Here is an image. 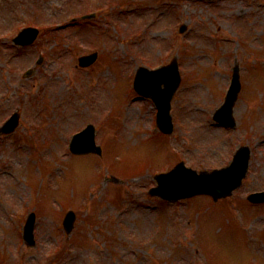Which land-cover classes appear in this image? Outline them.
<instances>
[{
    "label": "rangeland",
    "instance_id": "rangeland-1",
    "mask_svg": "<svg viewBox=\"0 0 264 264\" xmlns=\"http://www.w3.org/2000/svg\"><path fill=\"white\" fill-rule=\"evenodd\" d=\"M90 11L92 26L65 27ZM26 23L46 28L17 49L11 38ZM94 50L96 62L78 67ZM174 57L181 82L174 130L163 135L131 84L136 68ZM237 64L236 127L220 128L211 115ZM13 109L20 125L0 138V264H264V203L245 199L264 190V0H0V120ZM87 123L98 129L99 158L66 148ZM244 143L249 172L229 199L171 204L147 194L153 170L181 160L213 168ZM25 197L36 212L32 247L16 214ZM69 209L77 218L67 235Z\"/></svg>",
    "mask_w": 264,
    "mask_h": 264
},
{
    "label": "water",
    "instance_id": "water-1",
    "mask_svg": "<svg viewBox=\"0 0 264 264\" xmlns=\"http://www.w3.org/2000/svg\"><path fill=\"white\" fill-rule=\"evenodd\" d=\"M31 36V38H30ZM35 32H30L28 36L15 39V42L21 41L29 43L34 39ZM95 54L79 58V64L85 66L92 62ZM138 74V88L140 91V78L150 80L145 87V94L152 96L158 108V125L164 132H170L171 123L168 116L169 102L179 83V75L176 71V65L161 67L156 70L146 71L141 69ZM140 76V78H139ZM163 85V87H161ZM237 85L234 81L228 95L230 104L233 103L237 91ZM141 91H144L143 89ZM142 93V92H141ZM227 111H225V114ZM223 112L216 115L217 120L224 122L227 114ZM247 165V156H236L233 163L222 170L211 172L197 173L183 164L177 165L167 174L157 175L156 181L158 187L151 189V194L158 195L164 199L177 200L188 198L197 194H208L214 199L225 197L231 194V191L239 185L241 178L244 176ZM261 194H255L250 197L254 201H263ZM72 214H68L65 222H71Z\"/></svg>",
    "mask_w": 264,
    "mask_h": 264
}]
</instances>
